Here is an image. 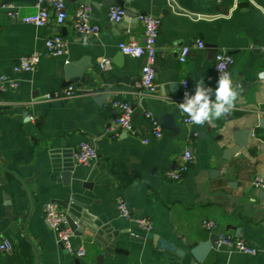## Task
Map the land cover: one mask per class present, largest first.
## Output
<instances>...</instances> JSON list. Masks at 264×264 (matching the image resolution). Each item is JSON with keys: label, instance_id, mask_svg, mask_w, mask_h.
Segmentation results:
<instances>
[{"label": "crops", "instance_id": "crops-1", "mask_svg": "<svg viewBox=\"0 0 264 264\" xmlns=\"http://www.w3.org/2000/svg\"><path fill=\"white\" fill-rule=\"evenodd\" d=\"M5 1L21 16L37 10L36 0H0ZM116 1L66 0L64 24L58 25L51 14L40 27L0 9V75L19 82L17 88L7 82L0 89V243L13 244L12 253L0 250V264H264V189L251 184L256 177L264 179V140L257 138L264 135V79L259 78L264 72V0H174L181 12L170 0H123L161 21L153 95L137 87L146 59L125 55L119 48L122 41L142 40L144 27L139 18L110 21ZM81 6L91 7L92 20L101 26L99 35L75 30L73 20ZM55 33L67 41L62 56L46 54L45 41ZM198 38L205 47L193 48L181 62V49ZM219 50L235 58L231 77L241 98L224 118L203 126L186 122L177 106L183 101L182 81H189L192 94L201 79L215 89ZM33 52L40 53L39 63L31 71L14 72L19 58ZM105 58L112 60L111 69L101 67ZM82 59L91 68L86 79L70 84L77 94L60 100L61 106L42 99L68 87L64 66ZM105 87L110 96L99 104L95 98ZM114 100L133 106L137 134L112 129L118 114ZM146 111L161 123L171 115L178 132L162 126V136L155 137ZM247 129V146L226 159L235 132ZM82 141L98 151L88 165L74 160ZM186 149L195 159L190 171L177 180L168 178L166 171L179 167ZM67 163L73 166L68 181L63 177ZM119 198L135 216L150 219L152 230L124 218ZM48 202L67 214L64 202L83 211L81 234H75L73 244L84 248L85 255L69 252L58 241L44 215ZM204 220L215 222L216 229L206 230ZM148 233L185 253L158 248L146 238ZM214 233L243 239L257 253L215 246L198 262L190 248ZM133 235L144 240H132Z\"/></svg>", "mask_w": 264, "mask_h": 264}, {"label": "built area", "instance_id": "built-area-1", "mask_svg": "<svg viewBox=\"0 0 264 264\" xmlns=\"http://www.w3.org/2000/svg\"><path fill=\"white\" fill-rule=\"evenodd\" d=\"M36 7L37 10L35 12L21 16L19 10L10 2H0V9H5L10 18H21L23 22L39 27L47 24L51 14H53L58 25L64 24L68 18L66 0H36ZM124 16L125 10L119 5L112 6L109 10V19L112 22L118 23L124 18ZM139 20L144 27L143 39L138 40L136 38H131L128 41H122L119 43V48L125 55L146 59V62L141 69L140 80L137 83V87L140 92L153 95L157 91L154 63L157 58L156 45L160 33L161 21L159 18L149 14L140 15ZM73 26L75 30L81 34L99 35L101 32V26L91 18L90 6H81L77 9L73 20ZM45 46L47 55L62 56L67 49V41L60 33H55L47 38ZM204 47V40L198 38L191 46H184L181 49L178 58L181 62H184L193 48L203 49ZM40 59L41 55L39 52H33L27 56H22L14 65V72L31 71L39 63ZM234 63L235 58L232 54H229L225 50H219L216 52L214 67L218 75H220V72L224 71H228L231 74V68ZM112 66L113 62L109 58H105L101 63L103 69H111ZM7 82H9V85L13 88L19 86V82L16 79H10L7 76L0 75V89L4 88ZM185 92L190 93V83L188 80L182 81V98ZM76 94L77 89L73 85H69L61 91L48 93L42 96V99L48 101H60L71 98ZM112 105L118 109V114L115 118V126L112 127V129H121L131 134H137L138 131L133 121V106L129 102L122 100H114ZM145 116L151 123L154 136L157 138L161 137L163 134L161 120L151 111H146ZM185 121L191 123L188 117L185 118ZM253 135L255 136L254 133ZM257 138L259 140H264V135ZM144 142L147 143L148 139H145ZM97 157L98 151L96 147L87 141H82L74 153V160L77 164L88 165ZM194 160L193 153L186 149L182 154L179 167L167 170L166 175L172 180L182 178L190 171ZM251 184L256 188L264 189V179L262 177L254 178ZM117 207L124 218L135 222L147 231L152 230L153 223L151 220L135 216L123 198L118 199ZM43 211L50 228L56 233L58 241L66 248V250L69 252H76L79 256L85 255L86 251L84 248L79 247L76 249L73 244L75 232L68 223L66 210L56 203L48 202L45 204ZM203 227L212 232L216 229V224L211 220H204ZM215 244L217 247H228L248 254L257 253V248L255 246L231 234H219ZM0 250L12 253L13 244L10 241L4 240L0 243Z\"/></svg>", "mask_w": 264, "mask_h": 264}, {"label": "water", "instance_id": "water-1", "mask_svg": "<svg viewBox=\"0 0 264 264\" xmlns=\"http://www.w3.org/2000/svg\"><path fill=\"white\" fill-rule=\"evenodd\" d=\"M114 3H116L117 5H119L120 7H122L125 10L124 20H126L128 17H133V18H136L138 20L139 16L143 15V13L140 14L137 10L128 6L126 4V2L123 0H117ZM170 4L173 6L175 11H178V12L184 11L183 8L178 6V4L174 0H170ZM93 5L97 6V4H94V3H93ZM89 68H91V66L88 63H86L83 59L80 61H77V62L66 63L64 66V69H63L64 70V77H65L64 85L67 86V85H70L74 82L75 83L82 82L84 79L87 78V70ZM109 91H110V89L108 87H105L104 93L98 95L95 98L97 103L102 104L104 102V100L110 96ZM55 105L61 106L62 102L57 101V102H55ZM26 113L28 115V112H26ZM260 125L264 127V119L260 120ZM162 126L165 129L173 131L174 133L178 132V128L175 124V120L171 115L165 116V118L163 119ZM249 133H250L249 129L240 130V131L237 130L235 132V134H234L235 144H234V146H232L227 151L226 156H225L226 159H230L233 155L240 152L242 150V148L247 146L248 140H249ZM71 171H73L72 163H67L65 173L63 174V177L66 179V181H68L69 176L71 175ZM92 177H93V173H91L89 175V179H92ZM90 181H92V180H88V182H90ZM84 186L87 187V185H84ZM62 205L68 209L67 220H68L70 227L74 230L75 234H77V235L81 234L80 228H82L83 226L81 225L82 223L80 222L79 217L83 214V211L78 212L77 210H75L74 208H72L69 205V202H64V203H62ZM237 236L238 237L241 236L239 229H238ZM146 238L154 240L156 242L158 248L169 250L171 252H175L178 255H183L185 253L184 250L179 248L174 243L166 240L163 237L157 236L153 233H148L146 235ZM131 239L137 240V241H143L144 240V238H140V237L134 236V235L131 236ZM217 239H218V235L215 233L212 234L208 239L193 244V246L190 248V253L198 262H202V260L204 259L206 254L209 252V250L216 246L215 242Z\"/></svg>", "mask_w": 264, "mask_h": 264}, {"label": "clouds", "instance_id": "clouds-1", "mask_svg": "<svg viewBox=\"0 0 264 264\" xmlns=\"http://www.w3.org/2000/svg\"><path fill=\"white\" fill-rule=\"evenodd\" d=\"M259 78L264 79V72L259 73ZM241 95L242 91L237 89L230 72L224 71L220 72L215 89L205 87L201 79L194 94L185 92L183 101L177 103V106L192 124L203 126L228 115Z\"/></svg>", "mask_w": 264, "mask_h": 264}]
</instances>
